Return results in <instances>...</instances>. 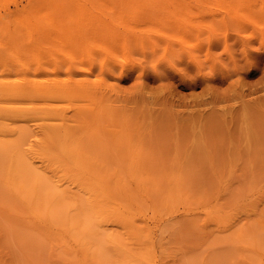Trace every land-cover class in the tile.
<instances>
[{
  "label": "rangeland",
  "instance_id": "1",
  "mask_svg": "<svg viewBox=\"0 0 264 264\" xmlns=\"http://www.w3.org/2000/svg\"><path fill=\"white\" fill-rule=\"evenodd\" d=\"M73 69L106 100L99 153L132 196L104 190L152 240L103 264H230L235 231L264 236V0H0V93L44 98ZM44 223L0 205V264H93L73 241L58 258Z\"/></svg>",
  "mask_w": 264,
  "mask_h": 264
},
{
  "label": "bare ground",
  "instance_id": "2",
  "mask_svg": "<svg viewBox=\"0 0 264 264\" xmlns=\"http://www.w3.org/2000/svg\"><path fill=\"white\" fill-rule=\"evenodd\" d=\"M69 71L67 82L48 88L44 98L24 97L15 86H5L0 93L6 95L0 97V205L5 211L27 213L32 223L43 220L41 231L43 228L53 240L50 250L62 248L56 251L58 258L70 260L69 242L73 241L80 256L93 264H103L105 247L122 254L124 245L133 246L136 254L146 259L152 248L150 234L136 222L127 201L114 202L104 190L110 176H116L107 187L113 194L123 191L132 196L124 189V177L111 170L100 154L107 142L102 138L103 132L107 133L103 120L112 118L101 120L100 113L108 116L109 107L98 87L87 78L77 77L80 71ZM76 99L80 101L75 103ZM119 152H114L112 160L136 161L134 152L127 156ZM133 165L127 164L128 168ZM137 183L140 185L139 180ZM252 208L259 210L254 205ZM108 224L115 229L110 231ZM248 226L251 230L255 224ZM259 228L252 230L262 232ZM252 230L233 234L236 253L230 255V264L264 258V240L260 241L264 236L261 239Z\"/></svg>",
  "mask_w": 264,
  "mask_h": 264
},
{
  "label": "clouds",
  "instance_id": "3",
  "mask_svg": "<svg viewBox=\"0 0 264 264\" xmlns=\"http://www.w3.org/2000/svg\"><path fill=\"white\" fill-rule=\"evenodd\" d=\"M209 58H214L210 53L206 54L202 59H203V64L204 61L208 60ZM215 59V58H214Z\"/></svg>",
  "mask_w": 264,
  "mask_h": 264
}]
</instances>
